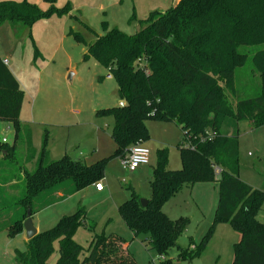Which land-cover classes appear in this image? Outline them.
Wrapping results in <instances>:
<instances>
[{
    "label": "trees",
    "instance_id": "1",
    "mask_svg": "<svg viewBox=\"0 0 264 264\" xmlns=\"http://www.w3.org/2000/svg\"><path fill=\"white\" fill-rule=\"evenodd\" d=\"M44 1L48 9L28 0L0 1V24L9 22L18 35L42 18L70 14L73 9L69 2L59 8L57 0ZM134 16L129 18L131 22ZM75 18L96 38L88 41L72 28L69 36L86 45L85 61L94 57L109 70L118 86L117 96L125 100L124 105L104 107L95 113L114 118L112 138L117 148L90 165L68 154L50 160L46 132L35 168L24 172L25 192L16 202L18 218L6 228L8 235L24 232L28 213L33 215L52 204L57 189L64 188L67 197L103 179L110 159L122 158L137 142L150 140L148 120L172 121L183 134L178 146L181 168L169 169V149H158L151 199L142 206L141 197L132 192L131 198L118 207L122 220L150 249L168 256L177 248V258L188 263L202 254L218 223H229L242 236L234 244L232 264H264V222L258 219L264 187L254 188L240 177L238 127L230 136L223 133L224 122L230 117L235 122L249 121L255 128L264 125V0H179L164 12L151 11L134 34L110 27L103 20V34L99 35L80 17ZM245 46L255 49L243 50ZM244 68H250L260 79L255 97L243 98L237 89V74ZM22 105V88L0 55V121L12 124L16 135L24 133L25 148L31 156L36 150L31 129L19 117ZM211 133L215 134L213 139L203 140ZM186 141L189 146H185ZM16 151L14 143L10 146L0 137V154L5 152L8 158ZM200 181L219 182L215 223L200 245L191 248V242L182 248L179 237L190 224L189 218L171 219L163 205L185 185ZM86 218L84 207L63 215L53 227L27 241L26 250L16 253L17 262L48 264L58 243L55 264H136L134 256L123 249L125 239L115 233H95L85 254L75 234L80 224L95 230L96 224L86 222ZM159 264H173V260Z\"/></svg>",
    "mask_w": 264,
    "mask_h": 264
},
{
    "label": "rangeland",
    "instance_id": "2",
    "mask_svg": "<svg viewBox=\"0 0 264 264\" xmlns=\"http://www.w3.org/2000/svg\"><path fill=\"white\" fill-rule=\"evenodd\" d=\"M28 1L37 5L43 3L42 0ZM176 1L57 0L55 5L59 8L69 2L73 6L71 13H55L49 18H42L35 22L31 30L25 28L18 35L13 34L16 29H11L9 22L0 24V55L12 58L10 66L23 91L19 117L21 123L28 125L33 133L32 147L40 151L47 132L46 147L53 160L68 154L74 160L90 164L112 155L116 148L111 138L114 118L109 115L99 117L94 112L98 107L117 104V83L112 76L108 77L109 70L94 57L84 60L86 45L67 32L72 28L88 41L96 38L75 18L80 17L99 35L103 34V20L108 21L110 27L116 26L127 34H134L144 26L143 21L151 11L164 12ZM44 7L48 8L46 5ZM133 14L135 16L131 22L129 18ZM244 49L252 51L255 47L245 46ZM236 80L243 98L255 97L259 92L260 79L254 76L250 68L241 69ZM229 96L236 103V98L231 94ZM226 120L223 130H230V127L235 130L234 119L230 117ZM236 125L239 129L240 177L254 188L263 189L264 125L255 128L249 121H240ZM147 127L150 140L143 144L151 152V162L147 168L156 165L157 150L165 147L169 149L170 164L174 166L176 162L180 165L178 143L183 136L182 129L172 121L154 119L147 121ZM0 137L10 146L14 143L17 148L11 157L5 158L4 152L0 155V264H19L14 258L15 251L26 250L24 237L27 239V235L10 237L5 231L18 218L16 202L25 192L24 172L35 167L25 162L27 153L23 132L16 135L12 124L0 121ZM121 163L120 158L109 160L105 178L99 181L104 185V194L82 190L66 201L45 209L35 217V223L45 231L53 227L62 215L75 213L79 207H84L88 211L86 222L96 224L92 232L84 224H80L76 231L75 240L84 247L85 254L95 233L114 232L129 242L128 251L136 258V264H159L161 255L145 242L142 243L141 237L133 235L118 209L119 204L127 199L124 195L130 194L128 189L131 186L141 199L151 198L148 179L146 177L142 183L133 180L131 172L128 173ZM202 185L205 188L198 187L193 195L189 191L190 186L185 185L182 193L165 204L169 215L189 216V231L179 237L183 248L189 246L190 235L195 245H200L215 223L221 192L219 182ZM262 204L258 219L264 222V200ZM213 207V217L208 216ZM203 211L205 214H202ZM240 238L239 232L229 223H218L202 254L191 263L177 258V248L171 249L169 259L173 260V264H232L235 258L234 244ZM54 249L48 264H55L59 259L58 243H55Z\"/></svg>",
    "mask_w": 264,
    "mask_h": 264
},
{
    "label": "crops",
    "instance_id": "3",
    "mask_svg": "<svg viewBox=\"0 0 264 264\" xmlns=\"http://www.w3.org/2000/svg\"><path fill=\"white\" fill-rule=\"evenodd\" d=\"M0 1H8V0H0ZM14 1H16V2H21V1H23V0H14ZM43 1V3L42 4H39L38 6H40V7H42L43 9H46V7H44L45 5L48 7L49 6V4L47 3V2H45L44 0H42ZM177 1H179V0H177ZM176 1V2H177ZM30 2V1H29ZM34 2H36V1H34ZM175 2V3H176ZM31 3H33V2H31ZM34 4H36V3H34ZM43 4H45L44 6H43ZM37 5V4H36ZM49 8V7H48ZM47 8V9H48ZM38 23V22H37ZM34 27V25L32 26V28ZM31 28V29H32ZM11 29H12V27H11ZM30 29V30H31ZM70 30V29H69ZM69 30H68V32L67 33H69ZM13 34H15V32L13 33ZM6 56V55H5ZM1 57L3 58V60L5 61V63H6V65L8 66V68L9 69H11L12 71H14L13 70V68L10 66V64H11V57L10 56H8V58H6V57H3L2 55H1ZM110 76H112L111 75V73L109 72V75H108V77H110ZM113 77V76H112ZM116 97L118 98V102H117V104L116 105H114V106H118V105H120V102L121 101H125V100H123V99H119V97L116 95ZM104 107H113V106H104ZM104 107H98L96 110H95V112L94 113H96V111L98 110V109H103ZM238 122H235L234 123V127L236 126L237 127V124ZM147 124V123H146ZM176 124V123H175ZM177 125V124H176ZM178 126V125H177ZM180 128V127H179ZM233 132H234V130H233V128L232 127H230V130H229V128L228 129H224L223 130V133H227L226 135L227 136H230V135H232L233 134ZM183 135V134H182ZM32 136H33V133H32ZM111 138H112V132H111ZM183 139V136H181V140ZM112 140H113V138H112ZM113 142H114V140H113ZM148 142V141H147ZM144 143H146V142H144ZM143 143V144H144ZM114 144H115V142H114ZM179 144V143H178ZM115 146H116V144H115ZM179 146V145H178ZM34 148V147H33ZM116 148H117V146H116ZM116 148H115V150H116ZM35 150H36V153H35V155H29V152L27 151V148L25 149V151H26V153H27V157L25 158L26 159V164H29V166H32V167H35L36 166V161H37V159H38V156H39V153H40V151H38V149L37 148H35ZM115 150H114V152H115ZM178 150H179V148H178ZM113 152V153H114ZM5 153V152H4ZM112 153V154H113ZM1 155V154H0ZM5 155V154H4ZM49 155H50V152H49ZM65 155V154H64ZM109 156V155H108ZM62 157V156H61ZM60 158V157H59ZM104 158H106V157H104ZM115 158H119V157H115ZM179 158H180V150H179ZM121 159V158H120ZM50 160H53V159H51L50 158ZM168 160H169V158H168ZM181 160V159H180ZM84 162V161H83ZM151 162V161H150ZM87 163V162H86ZM93 163H95V162H93ZM88 164V163H87ZM90 164H92V163H90ZM90 164H88V165H90ZM122 164V163H121ZM156 164H157V160H156ZM123 165V164H122ZM148 165H150V163L149 164H147V165H142V166H140L139 168H137V170L136 171H134V172H131L130 173V171L128 172V173H130L131 174V176L130 177H132V179L133 180H135V181H140V183H142L143 182V180H145L146 179V177H147V179H148V183H149V190H150V192H151V187H150V183H151V180H152V178H153V176H152V174H153V169L155 168V166L156 165H154L153 166V168H150V169H148L147 168V166ZM181 166H182V160H181V164L180 165H177L176 164V162L174 163V166L173 165H171L170 164V160H169V166H168V168L169 169H172V170H176V169H180L181 168ZM107 168V167H106ZM29 170V169H28ZM106 171V170H105ZM104 178H105V174H104ZM102 180V179H101ZM101 180H99V181H101ZM133 180L131 181V182H133ZM98 181V182H99ZM97 182V183H98ZM200 184H198V183H195V184H193V185H188V186H190V188H189V191H191V193H192V195L194 194V193H196L197 192V189H199L198 187H200V186H202L201 188H205L202 184H210L211 185V183L212 182H203V181H200L199 182ZM96 184H91V186H89V187H86V188H83V189H81V190H78V191H76L75 193H73V194H71V195H69V196H65V189L64 188H60V189H57L56 190V192L54 193V195H53V197L55 198V200H54V202L52 203V204H50V205H48V206H45L44 207V209H41L40 211H38V212H36V213H34L33 215H32V219H33V223H34V226H36L37 227V230H38V233L39 232H43L42 231V229L38 226V225H36V223H35V217L37 216V215H39L40 213H42V212H44L45 211V209H47V208H50L51 206H54V205H56V204H59L60 202H64V201H66L67 199H69V198H71V197H73V196H75V194L76 193H78V192H80V191H82V190H90V191H94V192H96L97 194H104V192H105V188H103V190H101V191H98V190H96ZM183 190V189H182ZM181 190V192L180 193H182L183 191ZM128 192L130 193L129 195H124V196H126L125 198H127V199H129V198H131V196H132V192H134V190H133V187L131 186L129 189H128ZM135 193V192H134ZM180 193H178V194H180ZM136 194V193H135ZM178 194H176L175 196H177ZM151 197H152V192H151ZM174 197V196H173ZM172 198V197H171ZM170 198V199H171ZM126 199V200H127ZM149 199H151L150 198V196H149V198L147 199V201L149 200ZM125 201V200H124ZM123 201V202H124ZM122 202V203H123ZM121 203V204H122ZM167 203V202H166ZM165 203V204H166ZM165 204L163 205V210H164V212L167 214V216L169 217V218H171V219H178V218H180V217H187V216H180V215H178V217L177 216H171V215H169L168 214V212H167V210H166V207H165ZM120 205V204H119ZM119 207V206H118ZM119 209V208H118ZM214 210H215V207H213V208H211V211L209 212V214H208V216L209 215H212V217H213V213H214ZM87 213H88V211H87ZM73 214V213H72ZM202 214H205L204 213V211L202 212ZM65 215H69V214H65ZM63 216V215H62ZM61 216V217H62ZM60 217V218H61ZM189 217V216H188ZM60 220V219H59ZM58 220V221H59ZM108 221H110V220H108ZM263 222V221H262ZM54 226V225H53ZM188 228V229H187ZM186 228V231H185V233H188V231H189V225H188V227ZM1 231L2 230H0V233H1ZM6 233H8V231L6 230L5 231ZM109 233H114V232H109ZM20 234H23L24 236H26V231L24 230V232H22V233H20ZM240 234V233H239ZM9 236V235H8ZM241 236V235H240ZM140 237V236H139ZM25 239V242H27L28 240L26 239V237H24ZM142 238V237H141ZM140 238V239H141ZM188 238H190V243L192 242L193 243V245L191 246V248H194L195 247V242L193 241V238H192V236L190 235ZM241 238H242V236H241ZM240 238V239H241ZM143 239H141V242L142 243H144L143 241H142ZM237 243V242H236ZM179 245L181 246V244L179 243ZM130 246H129V242H127V240L125 239V242H124V244H123V249H125V250H127V252L128 253H130L129 251H128V248H129ZM182 247V246H181ZM183 248V247H182ZM18 251H21V250H16L15 251V257L14 258H16V253L18 252ZM131 254V253H130ZM177 254H178V252H177ZM132 255V254H131ZM169 255H171L170 253H169ZM169 255L168 256H164V255H161L160 257H161V259H162V261L163 260H171V259H169ZM134 256V255H133ZM173 257V256H172ZM135 258V257H134ZM135 260H136V258H135ZM16 261H17V258H16Z\"/></svg>",
    "mask_w": 264,
    "mask_h": 264
},
{
    "label": "built area",
    "instance_id": "4",
    "mask_svg": "<svg viewBox=\"0 0 264 264\" xmlns=\"http://www.w3.org/2000/svg\"><path fill=\"white\" fill-rule=\"evenodd\" d=\"M215 137V134L211 133L207 135V137L203 138L205 139H213ZM4 141H6L4 139ZM185 146H189L188 142L186 141ZM150 155L151 152L150 150L143 145V143L137 142L134 146H132L127 153L121 158L123 167L127 169L130 172H134L137 170L142 165H147L150 163ZM215 172L219 173L220 168L216 166ZM96 190L101 191L104 188V185L102 182L96 183Z\"/></svg>",
    "mask_w": 264,
    "mask_h": 264
},
{
    "label": "water",
    "instance_id": "5",
    "mask_svg": "<svg viewBox=\"0 0 264 264\" xmlns=\"http://www.w3.org/2000/svg\"><path fill=\"white\" fill-rule=\"evenodd\" d=\"M124 104H125V101L120 102V105H124ZM141 204H142V206H147L148 201L141 199ZM23 226L25 227L27 240H30V238H32L38 234L37 227L34 226V223H33L31 212L28 213V216H27L26 220L24 221Z\"/></svg>",
    "mask_w": 264,
    "mask_h": 264
}]
</instances>
